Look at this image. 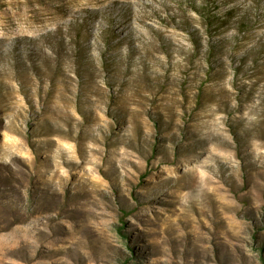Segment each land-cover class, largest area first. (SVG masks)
I'll use <instances>...</instances> for the list:
<instances>
[{
  "label": "rangeland",
  "instance_id": "374dc122",
  "mask_svg": "<svg viewBox=\"0 0 264 264\" xmlns=\"http://www.w3.org/2000/svg\"><path fill=\"white\" fill-rule=\"evenodd\" d=\"M0 264H264V0H0Z\"/></svg>",
  "mask_w": 264,
  "mask_h": 264
},
{
  "label": "trees",
  "instance_id": "16d2710c",
  "mask_svg": "<svg viewBox=\"0 0 264 264\" xmlns=\"http://www.w3.org/2000/svg\"><path fill=\"white\" fill-rule=\"evenodd\" d=\"M120 231H121V229H120Z\"/></svg>",
  "mask_w": 264,
  "mask_h": 264
}]
</instances>
